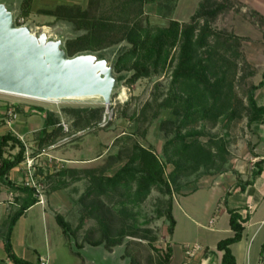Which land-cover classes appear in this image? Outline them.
Listing matches in <instances>:
<instances>
[{
    "label": "rangeland",
    "instance_id": "1",
    "mask_svg": "<svg viewBox=\"0 0 264 264\" xmlns=\"http://www.w3.org/2000/svg\"><path fill=\"white\" fill-rule=\"evenodd\" d=\"M22 1L0 0V3H4L13 13L15 24L19 23L16 26L29 27L39 38L46 35L49 41L61 40L62 46L68 37L76 36L79 32L71 24L47 15L45 11L57 10L62 6L68 9L79 6L83 10L90 7V0H34L30 16L26 19L19 16ZM202 1L179 0L175 8L161 10L159 3L163 0H157L155 4L145 7L140 24L156 30L167 28L173 20L188 23ZM213 2L228 5L213 21V29L221 34L241 38L240 47L235 49L239 50L241 56L233 75V104L225 114L217 118L200 116L189 124L187 130L199 132L198 139L206 145L220 144L224 158H217L220 153L213 146V155L217 158L215 163L210 164V167L201 166L192 175L176 184L171 183L172 196L155 188L141 203H115L120 197L111 200L115 204V211L125 207L131 212L133 217L127 223L137 226L140 234L139 237H125L121 244L111 249L95 247L84 240L87 232L98 229L100 223L97 218L88 215L85 203L79 200L91 185L92 173L98 179H108L115 175L128 161L135 144L154 151L163 164L165 178L168 180L178 160L171 150L166 152V147L177 134V125L181 120L173 111L175 104L172 107L167 104L180 46L172 49L160 74L142 78L132 85L127 84L132 75L131 71H127L130 68L117 73L114 67L118 49L128 45L126 41L108 45L98 52L78 54L76 57L93 55L104 61L105 65L100 72L102 76L112 69L114 85L108 102L101 97L43 101L0 92V115L6 118L4 124L0 125V136L10 132L18 136L12 131L15 129L23 134L18 137L26 148L25 161L20 164L23 165L25 180L19 185L31 183L30 179L33 178L34 185L30 187L36 193L39 191V202H45L54 216L48 218V223L55 230L50 228V240L52 247L58 245L61 248L53 254L52 264H132L133 259L137 264H159L165 255H169V264H206L217 261V254L205 251L204 247H217L218 242L230 236L221 233L224 227L230 226L229 218L222 213L226 208L225 198L221 197L224 192L221 188L212 187L221 186L233 192L240 189V185L245 184L257 169L256 158L263 156L258 151L264 152L258 130L248 126L250 110L247 98L250 88L261 81L264 71V62H261L264 60L261 56L264 53V23L261 19L264 13L258 9L261 0ZM110 4V0H105L104 4L101 2L97 15H100V11L110 10ZM116 35L114 39H120L124 33L118 32ZM127 65L131 67L132 60ZM123 75L126 77L121 80L120 76ZM39 107L46 112L40 113L37 110ZM86 109L99 110L102 117L96 119V115L92 117L91 113H78ZM234 110L237 115L232 119L231 113ZM48 112L56 120L59 119L63 131L55 138L56 141L39 149L37 140L45 126ZM166 121H172L174 125L161 128ZM187 130H183V133ZM17 153L18 148H8L6 155ZM218 166L220 169H217ZM64 169L72 172L62 175L60 171ZM135 189L134 185L133 191ZM192 190L197 191L191 193ZM170 198L173 204L177 202L174 209L177 224L173 235L169 234V222L163 216ZM102 199L112 204L108 197L102 196ZM56 214H62L77 229L75 240L78 245L81 244V258L70 251L62 229L55 220ZM83 219L86 221L82 223ZM114 225V234H117L122 228L121 221L116 220ZM92 236L96 240L100 234L96 232ZM196 246H200L201 250L196 251L194 256L188 255L190 247Z\"/></svg>",
    "mask_w": 264,
    "mask_h": 264
},
{
    "label": "trees",
    "instance_id": "2",
    "mask_svg": "<svg viewBox=\"0 0 264 264\" xmlns=\"http://www.w3.org/2000/svg\"><path fill=\"white\" fill-rule=\"evenodd\" d=\"M33 1H22L19 16L26 19L30 16ZM104 1L90 0V7L87 10L79 6L75 7L76 9L62 6L57 10L45 11V14L71 24L74 30L79 32L76 36L68 37L64 42L63 48L69 58L76 57L80 53L98 52L107 48L108 45L126 41L128 45L118 49L119 53L114 67L117 73L130 68L127 71H131L132 75L128 78L127 84L132 85L142 78L160 74L169 60L172 49L180 46L167 104L171 107L175 104L173 111L181 120L177 125V134L167 143L166 147V152L171 150L178 160L174 163L168 180L165 178L163 164L154 151L140 144L132 146L128 161L110 178L98 179L95 174L88 171L89 174L92 173V182L79 202L85 203L88 215L97 218L100 227L88 231L84 240L92 246H104L111 249L121 244L127 236H140L138 227L127 223L133 217L131 212L129 213L125 207L115 211L113 208L115 204L111 200L120 197L115 203H141L155 188L161 193L172 196L171 183L176 184L177 181L192 175L201 166L210 167V164H214L218 157L224 158V154L221 153L223 147L220 144L206 145L198 139L199 132L188 131L187 128L200 116L217 118L225 114L229 106H232L233 75L237 71V61L241 56L239 50L235 49L240 47L241 38L221 34L213 29V21L228 8L227 4H217L213 0L200 2L190 22L180 23L173 20L167 28L156 30L150 26H142L140 19L145 7L155 4L157 0H110V10L100 11L98 16V8L101 2L104 4ZM178 1L163 0L159 3V8L161 10L162 8L173 9ZM261 19L264 23V17ZM16 22L18 23L17 20ZM16 25L19 26V23ZM118 32L124 33L123 37L114 39ZM131 60L133 65L128 67L127 63ZM125 77L120 76V79L123 80ZM263 86L264 72L261 81L252 86L247 94L250 110L248 126L250 128L264 125V105H259L255 98L256 91ZM37 110L40 113L46 112L40 107ZM78 113H91L92 117L96 115V119L102 117L101 112L96 109H86ZM231 115L234 119L237 115L236 111H232ZM54 117L48 112L45 126L40 131L37 140L39 149L56 141L55 138L63 131L59 119L56 120ZM4 118L0 115V125L4 124ZM165 125H174V122L166 121L162 123L161 128ZM183 130H187L186 133H183ZM213 146L220 153L217 158L213 155ZM8 148L12 150L18 148V153L7 156ZM25 158V144L18 136L11 132L0 136V181L17 193L13 203L17 207L12 208L1 236L7 257L13 264H41L39 258L33 263L19 257L12 244V235L17 222L39 202L34 188L27 185H16L9 177L10 172L23 163ZM255 165L257 169L253 172L254 177L262 173L264 158L257 161ZM217 169L220 167L218 166ZM66 172L72 171L68 169L60 171L62 175ZM250 184L251 181H247L240 185V188L244 190ZM134 185L136 186L135 191H133ZM102 196L108 197L112 204L105 203ZM173 205V199L170 198L165 215H163L169 222L170 235L174 234L176 227ZM228 213L230 215L229 225L234 235L218 242L217 249L223 252L221 264H236L230 247L242 240L245 228L237 209L228 208ZM55 220L62 229V234L72 254L81 258L82 247L79 248L81 244L78 245L75 240L77 229H74L62 214H56ZM116 220L121 221L122 228L114 234ZM85 221L86 219H83L81 222ZM96 232L100 234V237L94 240L91 236ZM205 251H208V248ZM169 263V255H165L159 262V264ZM132 264H137L134 259Z\"/></svg>",
    "mask_w": 264,
    "mask_h": 264
},
{
    "label": "water",
    "instance_id": "3",
    "mask_svg": "<svg viewBox=\"0 0 264 264\" xmlns=\"http://www.w3.org/2000/svg\"><path fill=\"white\" fill-rule=\"evenodd\" d=\"M93 55L69 58L62 41L38 37L18 27L13 13L0 3V90L39 98L102 95L109 101L112 69Z\"/></svg>",
    "mask_w": 264,
    "mask_h": 264
},
{
    "label": "crops",
    "instance_id": "4",
    "mask_svg": "<svg viewBox=\"0 0 264 264\" xmlns=\"http://www.w3.org/2000/svg\"><path fill=\"white\" fill-rule=\"evenodd\" d=\"M259 5L260 7L258 9H262L264 13V0H261V4ZM261 56L264 58V53ZM262 61L264 62V60H261V62ZM255 98L259 105H264V86L256 91ZM254 127L258 130L257 134L260 137V141H262L261 144H264V125ZM12 131L18 134L19 137L23 135L16 132L15 129ZM22 133H24V131H22ZM263 153L264 152L261 150L258 151V154L263 155L262 157L256 158L258 161L264 158ZM22 166L23 165H19L9 174L10 179L16 183V185L21 184V182L25 180ZM248 181H251V184L244 190L237 188L234 192L232 190H225L221 186L212 188H221L222 192H224L221 197L225 198L224 205L226 208L222 213L229 218V221L230 215L228 213V208L237 209L243 221V226L245 228L243 238L230 247L235 257L236 264H264V165L262 173L256 177L252 176ZM196 191L197 190H192L191 193ZM16 196L17 193L14 190L4 186L0 181V264H13L7 257L1 232L4 230V225L12 208H16L12 201ZM176 205L177 202L173 207V215ZM53 217L48 205L45 202H38L17 222L12 235V244L19 257L33 263L39 258L41 264L43 261H45V264H52L53 254L55 251H58V248H61V246L58 245L52 247L51 244L50 228L52 231L55 230L52 225L48 223V218ZM224 228V232H221L222 234L230 235L228 237L234 235L230 227ZM204 249L206 248L204 247ZM208 251L217 254V261H213L212 263L221 264L223 252L219 251L216 246L212 248L209 247ZM208 259L212 260L211 257Z\"/></svg>",
    "mask_w": 264,
    "mask_h": 264
},
{
    "label": "bare ground",
    "instance_id": "5",
    "mask_svg": "<svg viewBox=\"0 0 264 264\" xmlns=\"http://www.w3.org/2000/svg\"><path fill=\"white\" fill-rule=\"evenodd\" d=\"M0 92L11 94V95H16V96H20V97L30 98V99L43 100V101H50L52 99H54V100H72V99H82V98H87V97H89V98H93V97L103 98L102 95H96V96H86V97H61V98L56 99V98H39V97H33V96H28V95H22V94H18V93L6 92V91H2V90H0Z\"/></svg>",
    "mask_w": 264,
    "mask_h": 264
},
{
    "label": "built area",
    "instance_id": "6",
    "mask_svg": "<svg viewBox=\"0 0 264 264\" xmlns=\"http://www.w3.org/2000/svg\"><path fill=\"white\" fill-rule=\"evenodd\" d=\"M10 115H12V113H10ZM10 117H12V116H10ZM30 166H31V165H30ZM30 180H32V181H31V183H27V184H26L27 186H33V185H34V180H33V178H31ZM37 193H39L38 190H37ZM41 202H42V200H41ZM199 250H201V247H200V246L190 247V249L187 251V254L190 255V256H194V253H195L196 251H199ZM42 264H45V261H43Z\"/></svg>",
    "mask_w": 264,
    "mask_h": 264
}]
</instances>
